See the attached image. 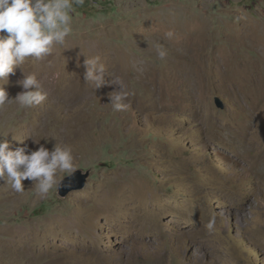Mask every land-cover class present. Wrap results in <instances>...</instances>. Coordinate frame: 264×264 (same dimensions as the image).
<instances>
[{"label": "rangeland", "instance_id": "obj_1", "mask_svg": "<svg viewBox=\"0 0 264 264\" xmlns=\"http://www.w3.org/2000/svg\"><path fill=\"white\" fill-rule=\"evenodd\" d=\"M73 29L9 75L10 98L23 72L50 94L0 109V137L69 144L90 176L43 199L0 180V264H264V0H84ZM97 55L128 111L108 104L115 85L85 83Z\"/></svg>", "mask_w": 264, "mask_h": 264}, {"label": "clouds", "instance_id": "obj_2", "mask_svg": "<svg viewBox=\"0 0 264 264\" xmlns=\"http://www.w3.org/2000/svg\"><path fill=\"white\" fill-rule=\"evenodd\" d=\"M84 0H0V109L15 104L20 109H33L40 106L49 96L35 72L25 75L17 81L23 90L10 98L5 85L9 75L15 74L27 58L40 61L52 54L55 45L64 44L73 34L76 9ZM175 33L168 30L165 39H172ZM156 56L164 61L168 50L163 44H154ZM84 81L95 90L110 83L116 88L108 93L113 112L128 111L131 108L129 97L134 93L129 89L123 77L107 73L100 56L86 57L84 60ZM110 77L106 80L105 77ZM9 135V134H8ZM7 136L0 137V180L11 190L23 194V181L33 182L35 193L47 198L53 190H58L64 177H71L76 171L73 148L69 144L56 142L48 149L39 142L36 150L26 146L11 149ZM23 142V141H19ZM217 214L213 213L203 227L209 235L217 233Z\"/></svg>", "mask_w": 264, "mask_h": 264}, {"label": "water", "instance_id": "obj_3", "mask_svg": "<svg viewBox=\"0 0 264 264\" xmlns=\"http://www.w3.org/2000/svg\"><path fill=\"white\" fill-rule=\"evenodd\" d=\"M215 101L219 107H223V102L219 97H217ZM89 176L90 173L88 171L85 174H83L82 170L75 171L71 177H66L61 182L59 195L61 197H66L72 191L83 190L87 185Z\"/></svg>", "mask_w": 264, "mask_h": 264}, {"label": "bare ground", "instance_id": "obj_4", "mask_svg": "<svg viewBox=\"0 0 264 264\" xmlns=\"http://www.w3.org/2000/svg\"><path fill=\"white\" fill-rule=\"evenodd\" d=\"M145 29V28H144ZM151 30V29H150ZM145 33V32H144ZM235 88V87H234Z\"/></svg>", "mask_w": 264, "mask_h": 264}]
</instances>
